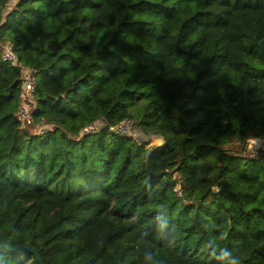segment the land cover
Listing matches in <instances>:
<instances>
[{"label":"trees","instance_id":"1","mask_svg":"<svg viewBox=\"0 0 264 264\" xmlns=\"http://www.w3.org/2000/svg\"><path fill=\"white\" fill-rule=\"evenodd\" d=\"M69 75L64 96L43 95ZM125 119L161 144L114 135ZM251 137L264 139V0H0V238L42 262L0 245V264H133L137 247L172 238L139 239L153 205L170 225L195 221L164 264H209L201 216L251 251L245 264H264V151L245 153Z\"/></svg>","mask_w":264,"mask_h":264},{"label":"clouds","instance_id":"2","mask_svg":"<svg viewBox=\"0 0 264 264\" xmlns=\"http://www.w3.org/2000/svg\"><path fill=\"white\" fill-rule=\"evenodd\" d=\"M63 38V37H61ZM67 67V65H63ZM59 67V65H58ZM60 84H63L64 87H58L53 84L50 85L46 90H43L44 96H64L65 91L68 87H71L75 83L72 75H69L66 80L60 81ZM91 87V85H89ZM55 102V99L51 101ZM67 102V100H65ZM35 106V105H34ZM159 143V142H158ZM257 142L253 140L249 144V148ZM100 153H97L93 157V160L97 161V164L101 161L97 160V157L100 156ZM33 163L30 165L31 168H35L39 163L38 154H32ZM156 211V215L152 220H149L141 230L139 239L146 240L150 233H155L160 236L161 241L165 237V234H171V240L163 247H158L149 243H145L143 247H137L132 256L133 264H164L163 257H168L171 254V249L175 245L176 241L182 239L181 227H186L190 223L195 221L184 220L181 223H172L169 224V221L173 219L168 215L167 205L162 206H152ZM198 228L200 234L204 236V240L199 246V252L205 254L209 264H245L246 261H249L251 256V251L247 248H241L240 246H230L229 234L224 226L218 227L211 219L208 217L201 216L199 218ZM213 233H216L215 235ZM198 237H194L192 244L195 246V241ZM188 264H199L198 260L194 258L192 261H189Z\"/></svg>","mask_w":264,"mask_h":264},{"label":"built area","instance_id":"3","mask_svg":"<svg viewBox=\"0 0 264 264\" xmlns=\"http://www.w3.org/2000/svg\"><path fill=\"white\" fill-rule=\"evenodd\" d=\"M2 58L4 61L13 62L15 60V54L11 50V48L6 47L5 51L2 55ZM36 88V81L33 77L30 76V74L25 71L23 73V84H22V90L19 95L20 99L22 100V104L19 107L18 110V116L20 118V121L23 123V126H30L32 124L31 117L29 114V110L27 106L24 104L26 101L32 98V95ZM45 130V131H44ZM46 129H42V132H46ZM110 131L118 136V137H136V131L134 130V124L133 121L130 119H125L121 123L117 124L116 126L110 128ZM96 132V128L94 125H88L84 130L83 134H93ZM255 140L257 143L253 144L251 148H249V144ZM259 151H264V139L259 137H251L247 141V152L248 155L250 154L252 157ZM250 156V157H251Z\"/></svg>","mask_w":264,"mask_h":264},{"label":"water","instance_id":"4","mask_svg":"<svg viewBox=\"0 0 264 264\" xmlns=\"http://www.w3.org/2000/svg\"><path fill=\"white\" fill-rule=\"evenodd\" d=\"M0 245L2 247H5V248L11 250V251H14V252H34V254L38 258L39 262L42 263L38 254L35 251H33L31 247L24 246L23 244L15 241V240L5 241L2 238H0Z\"/></svg>","mask_w":264,"mask_h":264},{"label":"rangeland","instance_id":"5","mask_svg":"<svg viewBox=\"0 0 264 264\" xmlns=\"http://www.w3.org/2000/svg\"><path fill=\"white\" fill-rule=\"evenodd\" d=\"M35 128H33V127H31V128H29L28 129V131L29 132H31V133H35ZM42 131V129H40V132ZM45 131V130H44ZM39 132V133H40ZM136 135H137V137L138 138H140V140L141 141H143V142H149V146H152V145H160L161 144V142H160V140L159 139H154V138H147V137H145V136H143L138 130H136ZM159 142V143H158ZM246 154H248V152H245ZM249 156H251L250 154H249ZM252 157V156H251Z\"/></svg>","mask_w":264,"mask_h":264}]
</instances>
